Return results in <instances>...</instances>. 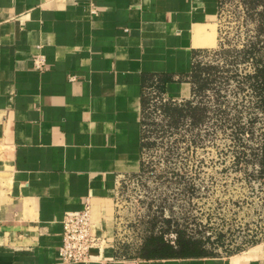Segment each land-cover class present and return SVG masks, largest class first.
Instances as JSON below:
<instances>
[{"label":"crops","instance_id":"crops-1","mask_svg":"<svg viewBox=\"0 0 264 264\" xmlns=\"http://www.w3.org/2000/svg\"><path fill=\"white\" fill-rule=\"evenodd\" d=\"M219 9L220 0H0V264H264V245L129 258L110 243L86 262L58 257L63 214L87 198L94 233L112 232L118 183L140 169L144 86L163 79L167 98L189 97L185 74L217 46Z\"/></svg>","mask_w":264,"mask_h":264},{"label":"rangeland","instance_id":"rangeland-1","mask_svg":"<svg viewBox=\"0 0 264 264\" xmlns=\"http://www.w3.org/2000/svg\"><path fill=\"white\" fill-rule=\"evenodd\" d=\"M251 5V0H220L217 46L196 57L201 64L222 65L224 75L236 74L194 97L207 107L204 121L175 122L158 110L157 87H145L142 167L121 177L112 199L113 230L106 234L124 256L139 257L152 236L172 243L178 229L201 240L207 256L264 245V108L242 82L253 70L252 60L218 52L254 41L261 6ZM261 52L264 56V43ZM217 88L222 97L215 101ZM220 109L227 118L220 117Z\"/></svg>","mask_w":264,"mask_h":264},{"label":"trees","instance_id":"trees-1","mask_svg":"<svg viewBox=\"0 0 264 264\" xmlns=\"http://www.w3.org/2000/svg\"><path fill=\"white\" fill-rule=\"evenodd\" d=\"M251 8L256 9L261 6V10L258 11V19L256 24V34L253 42L240 49H223L218 51L219 53L233 52L234 55L240 57V61L251 59L252 60V72L243 75L242 82L258 97V105L264 108V56L261 52L264 43V0H251ZM204 49L202 51H207ZM199 53V52H198ZM197 53V55H198ZM226 70L223 69L222 65L200 63L196 57L191 64L190 70L185 74V79L190 83V97L181 100L159 101V111L175 120L180 121L184 118H188L192 124L201 123L205 120L206 114L208 113L207 107L202 102H194V97L203 94L207 90L214 89L217 85L216 82H226L230 79H235L234 73L223 74ZM222 73V74H221ZM166 80L153 78L149 84L156 86L160 95L164 89V82ZM243 83V84H244ZM149 84L144 86H150ZM240 89H243L240 87ZM218 88L215 90L216 97L215 101L222 97L219 93ZM144 94H143V106L144 107ZM221 103V101H219ZM220 117L222 119L227 118V112L225 109H220ZM142 117V116H141ZM142 121V118H141ZM237 123V122H236ZM241 128H238V130ZM143 143L141 144L142 149ZM264 163V153L262 155L261 164ZM142 163L140 164V168ZM207 256L203 243L201 240L196 238L187 237L181 230L175 231V239L171 242L166 241L161 235L157 237H149L143 247L141 248L139 257L141 258H170V257H198Z\"/></svg>","mask_w":264,"mask_h":264},{"label":"built area","instance_id":"built-area-1","mask_svg":"<svg viewBox=\"0 0 264 264\" xmlns=\"http://www.w3.org/2000/svg\"><path fill=\"white\" fill-rule=\"evenodd\" d=\"M44 58L38 54L32 59V66L38 70L44 68ZM161 102L167 101L163 93ZM171 100H176L172 99ZM91 201L87 198L79 210L66 211L62 217V240L58 247V257L62 263L86 262L89 251L93 248L100 249L112 243V239L100 237L94 233L91 221Z\"/></svg>","mask_w":264,"mask_h":264}]
</instances>
